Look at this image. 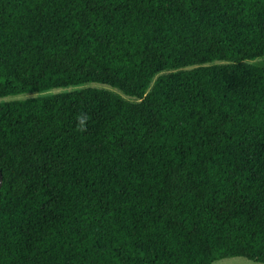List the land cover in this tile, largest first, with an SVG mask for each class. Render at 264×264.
<instances>
[{
  "label": "trees",
  "instance_id": "trees-1",
  "mask_svg": "<svg viewBox=\"0 0 264 264\" xmlns=\"http://www.w3.org/2000/svg\"><path fill=\"white\" fill-rule=\"evenodd\" d=\"M260 58L264 0H0V264H264Z\"/></svg>",
  "mask_w": 264,
  "mask_h": 264
},
{
  "label": "rangeland",
  "instance_id": "rangeland-1",
  "mask_svg": "<svg viewBox=\"0 0 264 264\" xmlns=\"http://www.w3.org/2000/svg\"><path fill=\"white\" fill-rule=\"evenodd\" d=\"M250 63L251 64L252 63H257L258 66L264 67V58L257 59L256 61L250 62ZM84 87L105 88L107 90H111V91H115V92L119 93L117 90H114V89H112V88H110L108 86L90 84V85H86ZM74 89L75 88H68V89H65V90H53V91H50V92H47V93H44V94H41V95H52V94H57V93H60V92H69V91H72ZM36 96H38V94H25V95H18V96L10 97V98H7L5 100H7V101L8 100H24V99L33 98V97H36ZM123 97L129 99L132 102H138L139 101V100L134 99V98H128V97H126L124 95H123ZM213 264H260V263H256V262L249 261L247 259L238 257V258H232V259H225V260L217 261V262H214Z\"/></svg>",
  "mask_w": 264,
  "mask_h": 264
},
{
  "label": "water",
  "instance_id": "water-1",
  "mask_svg": "<svg viewBox=\"0 0 264 264\" xmlns=\"http://www.w3.org/2000/svg\"><path fill=\"white\" fill-rule=\"evenodd\" d=\"M2 185H3V175H2V172L0 170V190L2 188Z\"/></svg>",
  "mask_w": 264,
  "mask_h": 264
}]
</instances>
